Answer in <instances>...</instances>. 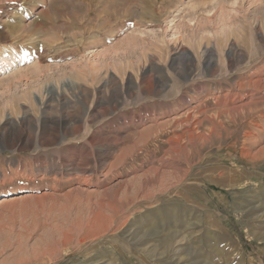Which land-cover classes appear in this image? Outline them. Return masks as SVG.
Masks as SVG:
<instances>
[{
  "label": "rangeland",
  "instance_id": "rangeland-1",
  "mask_svg": "<svg viewBox=\"0 0 264 264\" xmlns=\"http://www.w3.org/2000/svg\"><path fill=\"white\" fill-rule=\"evenodd\" d=\"M0 264H264V0H0Z\"/></svg>",
  "mask_w": 264,
  "mask_h": 264
},
{
  "label": "bare ground",
  "instance_id": "bare-ground-1",
  "mask_svg": "<svg viewBox=\"0 0 264 264\" xmlns=\"http://www.w3.org/2000/svg\"><path fill=\"white\" fill-rule=\"evenodd\" d=\"M10 64H11V63H10ZM152 132H153V131H151V129H148V130L145 131L146 134H148V133L151 134ZM145 133H144V134H145ZM161 133H162V132H161ZM142 136H143V135H142ZM148 136H150V135H148ZM144 137H146V136H143V138H144ZM177 138H178V139H176L175 141H178V143H180L179 141L181 140V137H177ZM144 139H145V138H144ZM146 139H147V138H146ZM170 140H171V138H170ZM146 141H147V140H146ZM171 141H172V140H171ZM52 142H53V140H52ZM53 143H54V142H53ZM49 145H50V144H49Z\"/></svg>",
  "mask_w": 264,
  "mask_h": 264
}]
</instances>
